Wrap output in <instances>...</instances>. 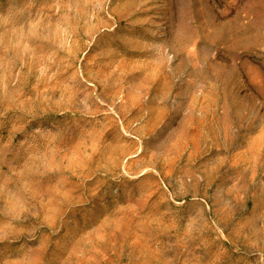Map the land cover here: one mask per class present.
Segmentation results:
<instances>
[{"label": "rangeland", "instance_id": "rangeland-1", "mask_svg": "<svg viewBox=\"0 0 264 264\" xmlns=\"http://www.w3.org/2000/svg\"><path fill=\"white\" fill-rule=\"evenodd\" d=\"M0 264H264V0H0Z\"/></svg>", "mask_w": 264, "mask_h": 264}]
</instances>
